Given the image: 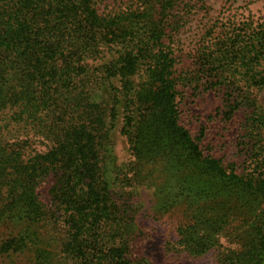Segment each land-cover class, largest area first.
<instances>
[{"label": "trees", "instance_id": "1", "mask_svg": "<svg viewBox=\"0 0 264 264\" xmlns=\"http://www.w3.org/2000/svg\"><path fill=\"white\" fill-rule=\"evenodd\" d=\"M105 1L0 0V225L59 223L61 253L42 251L40 264H154L126 187L160 177L162 209L187 204L184 251L203 256L236 225L240 246L223 263L264 264L262 105L241 92L230 106L231 117L252 109L242 127L250 164L239 168L205 154L178 104L182 88H263L264 27L245 23L185 71L166 42L181 0ZM119 121L129 164L114 154Z\"/></svg>", "mask_w": 264, "mask_h": 264}, {"label": "rangeland", "instance_id": "2", "mask_svg": "<svg viewBox=\"0 0 264 264\" xmlns=\"http://www.w3.org/2000/svg\"><path fill=\"white\" fill-rule=\"evenodd\" d=\"M138 0H106L109 9L131 8ZM178 30L173 32L166 42L175 50L178 58V69L189 70L194 57L206 46L216 49L220 39L231 36L236 29L243 28L245 23H253L251 29L264 27V0H181L177 5ZM104 7V6H103ZM236 91L226 85L217 84L206 90L204 87L182 88L178 104L182 112V121L190 129L206 155H213L225 163L236 167H248L250 159L246 158L244 148L249 140L242 131L243 122L252 109L241 108L231 117L229 110L232 102L241 96L257 98L264 110V87L247 88L240 84ZM243 96V95H242ZM230 116V118H229ZM114 154L117 164H129L134 160L130 146L122 134V122L119 121L112 132ZM159 177L153 186L126 187L127 198L136 201V220L143 228L145 241L143 254L154 264H224L222 255L240 246L238 226L236 231H224L219 243L203 256H191L179 244L178 227L186 222V206L182 200L171 209L164 211L156 195L162 186ZM188 220V219H187ZM238 224V223H235ZM63 229L59 223L44 226H31L25 223L7 221L0 225V264H40L43 252L60 254L59 238ZM23 239L24 246L11 244ZM239 242V243H238ZM6 243V249L3 244ZM59 244V242H58ZM12 245L13 248L9 246ZM46 254V253H45ZM62 256H55L54 264H65Z\"/></svg>", "mask_w": 264, "mask_h": 264}]
</instances>
